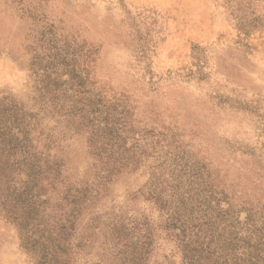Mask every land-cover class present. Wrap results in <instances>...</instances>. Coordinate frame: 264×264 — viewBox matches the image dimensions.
Returning <instances> with one entry per match:
<instances>
[{
    "label": "rangeland",
    "instance_id": "rangeland-1",
    "mask_svg": "<svg viewBox=\"0 0 264 264\" xmlns=\"http://www.w3.org/2000/svg\"><path fill=\"white\" fill-rule=\"evenodd\" d=\"M59 34L96 49L92 78L108 95L126 96L138 125L156 134L144 142L148 155L114 175L81 221L75 237L87 242L75 264L120 263L108 247L102 249L109 238L105 214L157 221V209L139 194L156 163L180 164L177 191L193 215L194 194L214 175L223 186L264 197V0H0V99L44 116V130L58 140L55 153L64 176L79 183L92 179L97 164L87 133H64L41 110L30 68L38 40ZM5 149L0 264H33L32 253L22 247L34 229L33 188L23 170L31 163H22L18 146L12 155ZM188 163L202 166L199 182L194 170L188 175ZM90 217L96 218L91 224ZM155 241L143 264H178L174 243L159 231Z\"/></svg>",
    "mask_w": 264,
    "mask_h": 264
},
{
    "label": "trees",
    "instance_id": "trees-1",
    "mask_svg": "<svg viewBox=\"0 0 264 264\" xmlns=\"http://www.w3.org/2000/svg\"><path fill=\"white\" fill-rule=\"evenodd\" d=\"M38 41L42 44L30 68L40 108L64 133H87L89 154L97 163L93 177L73 183L64 176V164L55 153L58 140L53 131L44 130V116L7 97L0 99V154L7 146L12 155L11 149L18 146L22 163H31L23 170L33 188L34 229L32 239H22V247L32 253L33 264H75L76 253L87 242L75 237L81 221L92 214L114 175L134 169L140 157L148 155L144 142L156 134L155 128L138 125L126 96L108 95L92 78V45L61 34ZM186 169L190 176L194 170L197 182L204 175L202 166L188 163ZM180 170L179 163L152 166L139 194L155 206L157 221L143 214H105L102 224L110 246L106 242L102 249L108 247L119 264H143L159 231L179 251L178 264H264V197L223 186L214 175L194 194L193 215L185 211L188 199L177 191L183 175L175 172ZM95 220L90 217V224Z\"/></svg>",
    "mask_w": 264,
    "mask_h": 264
}]
</instances>
